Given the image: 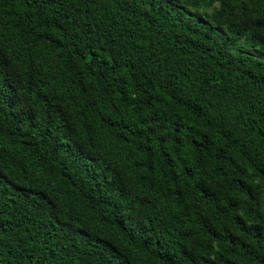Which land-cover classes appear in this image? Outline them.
I'll return each mask as SVG.
<instances>
[{
  "label": "trees",
  "instance_id": "16d2710c",
  "mask_svg": "<svg viewBox=\"0 0 264 264\" xmlns=\"http://www.w3.org/2000/svg\"><path fill=\"white\" fill-rule=\"evenodd\" d=\"M264 0H0V264H264Z\"/></svg>",
  "mask_w": 264,
  "mask_h": 264
},
{
  "label": "rangeland",
  "instance_id": "374dc122",
  "mask_svg": "<svg viewBox=\"0 0 264 264\" xmlns=\"http://www.w3.org/2000/svg\"><path fill=\"white\" fill-rule=\"evenodd\" d=\"M237 45L239 46L236 47V49H241L243 52H245V54L253 55L258 58L264 57V53L260 49H256V48L248 49L244 44L242 45V42L238 43Z\"/></svg>",
  "mask_w": 264,
  "mask_h": 264
}]
</instances>
